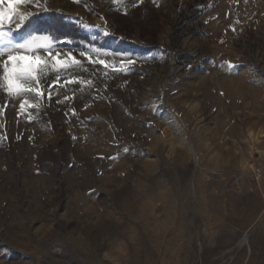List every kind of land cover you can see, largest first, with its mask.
I'll use <instances>...</instances> for the list:
<instances>
[{"label":"rangeland","instance_id":"obj_1","mask_svg":"<svg viewBox=\"0 0 264 264\" xmlns=\"http://www.w3.org/2000/svg\"><path fill=\"white\" fill-rule=\"evenodd\" d=\"M48 6L136 64L0 92V264H264V0Z\"/></svg>","mask_w":264,"mask_h":264},{"label":"snow or ice","instance_id":"obj_2","mask_svg":"<svg viewBox=\"0 0 264 264\" xmlns=\"http://www.w3.org/2000/svg\"><path fill=\"white\" fill-rule=\"evenodd\" d=\"M73 2L80 3L81 0ZM140 2L143 3V0ZM48 12V0H0V92L19 101V114L27 112L29 121L35 119L29 110L39 112L46 93L50 101L52 89L56 85L65 88L67 85L82 84L77 74L86 70L81 59L73 55L75 49L65 51L59 47L60 44H74L75 41L70 38L60 37L51 31L41 34L28 31L16 35L30 18ZM82 27L87 29L89 26L84 24ZM104 35L110 34L105 30ZM92 52H95L97 58H93ZM110 55L113 54L101 52L100 49L79 51V57L105 70L111 69L116 74L129 73L130 66L136 64V60L130 56L121 58L123 62L119 64L115 60H106L105 57ZM225 67L235 68L230 64ZM64 99L70 100L71 97L65 96ZM3 110L0 108V114ZM72 115H77L75 110H72ZM4 139L0 136V142ZM110 158L119 159L118 156Z\"/></svg>","mask_w":264,"mask_h":264},{"label":"trees","instance_id":"obj_3","mask_svg":"<svg viewBox=\"0 0 264 264\" xmlns=\"http://www.w3.org/2000/svg\"><path fill=\"white\" fill-rule=\"evenodd\" d=\"M28 31H36L38 34L51 31L60 37L75 41L71 45L60 44L59 46H71L81 50L100 47L98 41L93 40L87 33H84L78 25L56 15L38 16L30 19L25 24L21 34Z\"/></svg>","mask_w":264,"mask_h":264},{"label":"built area","instance_id":"obj_4","mask_svg":"<svg viewBox=\"0 0 264 264\" xmlns=\"http://www.w3.org/2000/svg\"><path fill=\"white\" fill-rule=\"evenodd\" d=\"M251 169H252V174H253V178L256 181H259L260 179H262L263 173L261 171L260 168L256 167L255 165L251 164L250 165Z\"/></svg>","mask_w":264,"mask_h":264}]
</instances>
